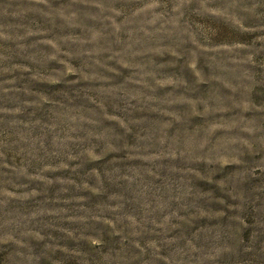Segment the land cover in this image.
I'll use <instances>...</instances> for the list:
<instances>
[{"label": "rangeland", "instance_id": "1", "mask_svg": "<svg viewBox=\"0 0 264 264\" xmlns=\"http://www.w3.org/2000/svg\"><path fill=\"white\" fill-rule=\"evenodd\" d=\"M0 264H264V0H0Z\"/></svg>", "mask_w": 264, "mask_h": 264}]
</instances>
